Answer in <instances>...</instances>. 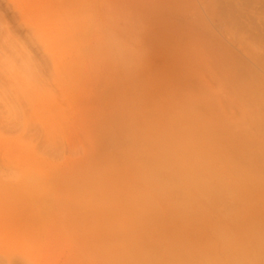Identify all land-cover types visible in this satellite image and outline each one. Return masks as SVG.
Segmentation results:
<instances>
[{
  "label": "rangeland",
  "instance_id": "1",
  "mask_svg": "<svg viewBox=\"0 0 264 264\" xmlns=\"http://www.w3.org/2000/svg\"><path fill=\"white\" fill-rule=\"evenodd\" d=\"M222 26L264 54V0H0V264H264L262 147L175 60L200 31L264 96Z\"/></svg>",
  "mask_w": 264,
  "mask_h": 264
},
{
  "label": "bare ground",
  "instance_id": "2",
  "mask_svg": "<svg viewBox=\"0 0 264 264\" xmlns=\"http://www.w3.org/2000/svg\"><path fill=\"white\" fill-rule=\"evenodd\" d=\"M220 30L222 36H224L225 38H229L230 42L234 46H236L241 52H243L247 56V58L253 61L261 70L264 71V54H259V52L257 53L256 50L251 48L247 42L241 40L240 38L235 37L225 26L224 27L222 26ZM194 31H190L191 34L188 37L187 34L186 39L179 38L180 40L179 39L178 41L176 40L178 45V48L176 50L178 51L175 56V60L178 62V65L181 69L187 70L194 77L198 86L202 90H204L206 94H208V97L212 100L213 103H216L217 107L221 111L230 113L231 115L230 122H233V124L236 126L242 127L245 130V132L249 134L248 136H253V138L256 140V145H257L256 147L258 148L262 147V150L260 149L261 152L259 153H261L260 155L264 158V152H263L264 151L263 150L264 148L263 97L264 96L262 94L261 87L258 85V83H256V81H254V79L251 78L252 73L250 72L253 71V68H251L248 65L247 67H249V70L251 71L246 70L244 72L238 61H236L237 59L235 60V63L236 64L238 63L236 65L234 63V60H231L234 58H232L230 55L229 56L226 55L227 52L230 51L231 53H233L234 56L235 55L234 53L236 52L233 50V48H229L226 46L228 49L225 48V50L228 51L224 53V51H221L224 50L223 46L225 47V44L223 42H222L223 44L222 48L220 47L221 43H219L220 46L218 45V43L216 44L219 46V48H221L220 50L218 47H216V45L209 43V41L206 40V38H204L202 35L201 37L199 34L200 31L199 32L197 31L194 32ZM228 54L230 53L228 52ZM249 73L251 75L250 77H249ZM155 135H156L155 144L160 150V142L164 144L162 139H160V135H161L160 131L158 130ZM260 141H262L261 142L262 144L260 143ZM246 159L250 161L248 167L246 166L244 170L246 173L248 171L249 172L251 171L253 172L252 174L256 173V174L264 175V164H261L260 166L256 167L251 163L253 161L251 156L246 157ZM191 166L192 164H190V167ZM138 168H139L138 174L139 173L142 174L146 182H148V180H151V176H150L151 173L144 166L138 165ZM107 172L108 170L101 167H99L94 171V174L96 175L94 180L96 183L100 181V183H102L101 184L102 187H104L106 184H110L108 183L107 180H105L106 177L105 174H108ZM193 176H197V175L194 174ZM193 178L195 179V177ZM218 178L222 180V177L221 178L218 177ZM185 184L187 183L185 182ZM110 185H111L110 187L112 188L110 189L113 192H115L118 196H115L116 199H114L112 203L110 202L109 205L107 206L104 205V203L102 202L98 203L96 210H98L97 214L99 215L100 218L101 217L105 218L110 216L112 217L115 216L118 212L122 213V211L127 210V206L129 204L131 206L132 201L137 199L135 196H131V195L124 196V193L126 192V186L123 187L121 185V182L119 184L111 183ZM158 187L159 189L157 190L160 191V185ZM143 198L145 199L144 195ZM145 202L147 203L148 201H144L143 205H146ZM136 206L137 205H134L133 207ZM141 207L142 205L139 208ZM147 207L148 206H146V208ZM139 211L141 212L142 210H138V212ZM143 211L141 212L140 216L138 215V213L134 212L135 218H137L136 222L138 224L141 223V225H138L140 228L145 226L147 223L152 224V221L154 222V219L152 217H156L155 215L151 216V218L148 217L149 219H152L150 221L149 219H146L147 218L146 216H148L146 214L151 215L150 212H148L150 210H147L148 213L146 214L144 213L146 215L144 216L146 219L145 220L144 217L142 216ZM124 220L128 222L127 215L124 218ZM147 220L148 222L144 223ZM132 221L133 220H131V222ZM141 221H143V223ZM136 222L134 220L132 222L133 225H135Z\"/></svg>",
  "mask_w": 264,
  "mask_h": 264
}]
</instances>
